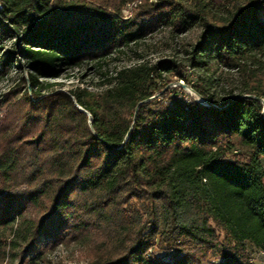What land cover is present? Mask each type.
<instances>
[{
	"label": "trees",
	"instance_id": "1",
	"mask_svg": "<svg viewBox=\"0 0 264 264\" xmlns=\"http://www.w3.org/2000/svg\"><path fill=\"white\" fill-rule=\"evenodd\" d=\"M127 1L0 0V37L23 28L26 71L23 89L0 102V228L21 218L33 256L60 241L93 243L86 264H255L247 245L264 250V0H138L133 19L121 16ZM197 24L192 64L236 69L237 92L218 98L202 86L208 103L174 92L149 99L155 75L181 74L173 59L121 67L101 90L39 80L99 67L159 25ZM13 53L2 69L20 66ZM37 207L33 223L25 213ZM155 241L168 257L147 251ZM210 249L218 261L205 258Z\"/></svg>",
	"mask_w": 264,
	"mask_h": 264
},
{
	"label": "rangeland",
	"instance_id": "2",
	"mask_svg": "<svg viewBox=\"0 0 264 264\" xmlns=\"http://www.w3.org/2000/svg\"><path fill=\"white\" fill-rule=\"evenodd\" d=\"M183 1L189 2V0ZM127 2L133 4L129 7L126 2L123 3L120 9L121 16L133 19L140 9L137 7L138 0ZM216 11L220 16L225 14V8L221 7ZM143 19V17H140V20ZM3 21L5 20L3 19ZM6 24L9 25L10 23L6 22ZM8 27L9 32L2 33L0 37V57L4 58L6 51L13 49L14 53L10 61L18 63L20 66L11 65L7 69H2L0 65V70H2L0 71V102L6 98L5 93L14 92L19 88L23 89L24 85L21 82V76L26 74L25 66L23 65L25 59L21 56V52L18 51V45L21 43L19 36L23 28L20 27L16 30L11 25ZM201 32L202 26L199 24L183 32H173L169 26L159 25L152 32L132 40L127 45H123L113 51L99 67L94 66V63L89 61L79 66L63 67L58 77H39V80L50 82V88L62 90L74 89L76 86H86L89 89L101 90L107 86L108 78L121 67L133 66L139 63L152 64L159 59H173L179 64L177 69L182 75L177 73L175 68L163 70L160 75H155L154 78L157 80L160 89L158 88L149 99H166L168 93L174 92L181 96L204 102L196 96H203L197 91V87L202 86L218 98L237 92L240 81L236 69L215 64L213 61L207 62L205 66L192 64L191 57L196 56V52L192 51V49L200 40ZM261 59L264 60V57ZM47 89L48 87L42 88L43 91ZM20 94L21 92H18L15 97L20 96ZM259 100L264 104L262 98ZM5 107H0V121L3 120ZM6 124L9 125L11 123L7 121V123L5 122ZM12 125H14V122ZM11 130L9 128L8 132H12ZM132 200L133 204L142 208L143 217L148 218L149 216L142 202L134 197ZM41 215L42 210L38 207L29 208L25 213V217L32 220L33 223ZM211 222L215 225L213 221ZM22 223L23 220L21 218H16L13 227L0 228V264H86L90 260L92 249L95 245L79 240L60 241L52 246H46L41 249L37 256H33V252L26 249L29 237L24 239L20 235L21 231L16 229V226H22ZM215 227L218 233V240L225 242L224 232L219 226L215 225ZM147 228L145 227L144 231ZM155 242L147 251L159 255L164 254L161 255L162 257L164 256L163 258L165 256L168 257L169 254L165 252L166 249L160 247L157 241ZM247 248L255 264H264V250H257V248L249 244ZM168 252L171 253L173 250L170 249ZM205 258L213 261L220 259L215 249L208 250Z\"/></svg>",
	"mask_w": 264,
	"mask_h": 264
},
{
	"label": "water",
	"instance_id": "3",
	"mask_svg": "<svg viewBox=\"0 0 264 264\" xmlns=\"http://www.w3.org/2000/svg\"><path fill=\"white\" fill-rule=\"evenodd\" d=\"M247 96H249V94H246ZM202 100L204 101L203 103H208V100L206 98H204L203 96H201ZM80 109H83L81 106H78ZM264 107V104H263ZM262 113H264V110L262 111Z\"/></svg>",
	"mask_w": 264,
	"mask_h": 264
},
{
	"label": "built area",
	"instance_id": "4",
	"mask_svg": "<svg viewBox=\"0 0 264 264\" xmlns=\"http://www.w3.org/2000/svg\"><path fill=\"white\" fill-rule=\"evenodd\" d=\"M126 4H127V6H129V7H130V6H131V4H133V3H126Z\"/></svg>",
	"mask_w": 264,
	"mask_h": 264
},
{
	"label": "bare ground",
	"instance_id": "5",
	"mask_svg": "<svg viewBox=\"0 0 264 264\" xmlns=\"http://www.w3.org/2000/svg\"><path fill=\"white\" fill-rule=\"evenodd\" d=\"M195 95V94H194ZM198 99H202L199 95H196Z\"/></svg>",
	"mask_w": 264,
	"mask_h": 264
}]
</instances>
